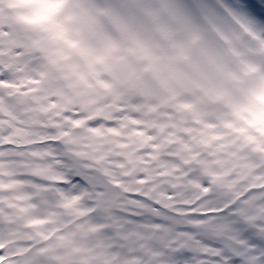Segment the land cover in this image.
<instances>
[{
  "label": "clouds",
  "instance_id": "9594fccd",
  "mask_svg": "<svg viewBox=\"0 0 264 264\" xmlns=\"http://www.w3.org/2000/svg\"><path fill=\"white\" fill-rule=\"evenodd\" d=\"M231 260L264 264V19L0 0V264Z\"/></svg>",
  "mask_w": 264,
  "mask_h": 264
},
{
  "label": "rangeland",
  "instance_id": "374dc122",
  "mask_svg": "<svg viewBox=\"0 0 264 264\" xmlns=\"http://www.w3.org/2000/svg\"><path fill=\"white\" fill-rule=\"evenodd\" d=\"M246 7L256 16L261 17V19H264V10L260 7V2L258 0H243Z\"/></svg>",
  "mask_w": 264,
  "mask_h": 264
},
{
  "label": "snow or ice",
  "instance_id": "6c2138e0",
  "mask_svg": "<svg viewBox=\"0 0 264 264\" xmlns=\"http://www.w3.org/2000/svg\"><path fill=\"white\" fill-rule=\"evenodd\" d=\"M229 264H238V261H237V260H231V261L229 262Z\"/></svg>",
  "mask_w": 264,
  "mask_h": 264
}]
</instances>
